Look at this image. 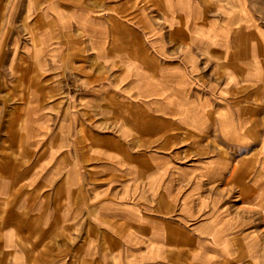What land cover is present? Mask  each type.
Masks as SVG:
<instances>
[{"label":"rangeland","instance_id":"374dc122","mask_svg":"<svg viewBox=\"0 0 264 264\" xmlns=\"http://www.w3.org/2000/svg\"><path fill=\"white\" fill-rule=\"evenodd\" d=\"M178 5L0 0V264H264L263 90L205 62L229 41L261 64L264 0L193 8L194 57ZM175 91L204 114L174 113Z\"/></svg>","mask_w":264,"mask_h":264},{"label":"crops","instance_id":"0c3cea01","mask_svg":"<svg viewBox=\"0 0 264 264\" xmlns=\"http://www.w3.org/2000/svg\"><path fill=\"white\" fill-rule=\"evenodd\" d=\"M162 1H170V2H174V3H178V7L176 8V11L178 13L177 17H178V22H179V34L181 37H183L185 40L186 39H191L193 41V44H186L189 48V51L191 52V54H193L194 57V49L195 48H199L201 47V42L204 41L202 40L201 37H198L197 35L193 34V30L196 29L194 28V23H195V16H193V8H197L198 10H201L200 14H204V16L207 14L205 11L202 12V9H207L210 5L215 4L216 2L219 3L220 0H162ZM232 1V0H231ZM242 3H245V0H241ZM204 9V10H205ZM144 11V10H143ZM166 14V13H165ZM175 14V13H174ZM166 16L169 15L166 14ZM203 16V17H204ZM194 17V18H193ZM92 19L97 20L99 19V16L97 15H92ZM138 23H141L143 28H147L149 27L151 30H153L152 26H153V19L151 17H149L146 13L141 15V17L138 18ZM139 25V24H138ZM140 26V25H139ZM210 29H212V26L209 27ZM225 33H228L229 31H227L228 29H223ZM203 31V30H201ZM140 48H142L143 46L140 44ZM209 48H211L210 50L215 51V52H219L218 54V60H213L210 56H208V58H206L205 62L206 64L211 67V66H216V73L219 74V78L221 77V73H223L224 71H226L227 73V82L231 83V86H237V88H247L250 87L251 85H259L260 88L263 90V94H264V42L262 44H260L259 47V51L258 54L262 56V60H261V64H259L258 62V57H255L254 60L252 62H245L244 60H240L237 61L236 58L237 56L234 55V53H232L231 51V44L229 43V41L223 42L221 46L218 45H213V43L209 46ZM233 56H232V54ZM226 56V57H224ZM258 56V55H257ZM193 59V58H192ZM193 61V68L197 69L198 71H200V77L203 81L204 77H203V73L205 72V69L203 68L202 70L199 67L200 64V60L199 58L196 56L195 59L191 60ZM146 60L143 61V66L146 67L145 65ZM154 69L157 71L155 74H151V82H153L155 85H160L163 81V78L160 77L158 74H160L161 72H163V68L161 67V62L159 60H155L152 63ZM240 65H243L244 67L241 68L239 71L237 70V67H240ZM181 72L180 73H175L171 76H164L167 77L165 79H178V78H183V79H188L189 76L186 72L185 67H181ZM178 74V75H177ZM244 81H252L253 83L251 84H246V83H241ZM165 82V81H163ZM169 82V81H168ZM166 83V84H165ZM164 85L166 86H170L169 83L165 82ZM185 86V85H184ZM163 88H166L163 86ZM198 87H196L197 89ZM236 88V87H235ZM186 90V92L190 91L192 88H184ZM195 90V89H194ZM235 92L236 89H233L231 91V95H229L228 98H225L226 104L229 105L231 104L230 102H235L236 103V96H235ZM262 92V91H261ZM174 95H177V97H174V102H173V106L176 107L178 110H174V113H177V111L180 114L184 115V119L185 120H189L190 119H195L196 117L200 116L201 114L203 115L204 112H202L201 105L200 106H196V103H191V102H187L184 101L185 100V96L184 94L182 95L181 93H178V91L174 92ZM227 99H229L227 101ZM171 112V111H170ZM215 111L212 109H208L205 112L206 116H209L211 119H216L217 117L221 118V113L219 111H216V113H218V116L216 117L214 114ZM239 117L241 118L242 123L240 125V130L242 131L241 134L245 135L248 134L247 130H245V127L247 126V121L249 120V115H247V113H243L240 112L238 113ZM227 121L229 122L231 119H229L228 117L226 118ZM155 120L157 121L158 119L153 118L150 122V124H152V126H154ZM148 121V120H147ZM158 122V121H157ZM249 135V134H248ZM250 136V135H249ZM263 142H264V136H263ZM228 183H231V185L233 186V184H236V179L234 177H230L228 178ZM244 185L246 186V182L244 183ZM253 185H247L246 189H247V193H251V190H253L252 188ZM259 197L261 198V200H263L262 197H264V193L263 194H259ZM133 235L135 237H137V234H135L134 231H132ZM233 244L235 243V240L233 241ZM237 243V242H236ZM235 243V244H236ZM237 251L240 250V246L238 245L237 247ZM263 248H264V242H263ZM253 249L255 250L256 247H253Z\"/></svg>","mask_w":264,"mask_h":264}]
</instances>
